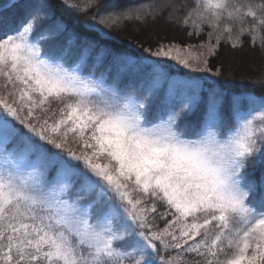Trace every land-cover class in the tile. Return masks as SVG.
Returning <instances> with one entry per match:
<instances>
[{
    "label": "snow or ice",
    "instance_id": "1",
    "mask_svg": "<svg viewBox=\"0 0 264 264\" xmlns=\"http://www.w3.org/2000/svg\"><path fill=\"white\" fill-rule=\"evenodd\" d=\"M63 4L86 14L96 0ZM129 16L83 23L107 36L100 25ZM182 23L210 29L207 43L146 49L144 64L90 36L46 49L68 32L50 5L0 37V264H264V170L249 178L264 165V95L234 96L226 114L221 90L151 59L211 71L222 40L264 50V0H194ZM108 58L115 77L86 72Z\"/></svg>",
    "mask_w": 264,
    "mask_h": 264
},
{
    "label": "trees",
    "instance_id": "2",
    "mask_svg": "<svg viewBox=\"0 0 264 264\" xmlns=\"http://www.w3.org/2000/svg\"><path fill=\"white\" fill-rule=\"evenodd\" d=\"M27 1L29 0H16L7 7L0 9V37L5 33L11 34L30 12L42 5L37 4L38 0H31L32 4H27ZM43 1V5L51 6L53 20L63 21L68 25V32L52 41L50 45L46 46V49L64 46L72 34L78 37L90 36L104 48L144 64L147 62L144 58L148 57L146 49L154 52L160 45L193 46L202 42L205 43L208 40L207 33L210 31L205 27L203 33L196 35L190 27L183 25V16L194 5V0H96L95 6L86 14L66 11L63 0ZM85 2L86 0H69V3L80 5ZM7 3L0 2V7ZM98 9L103 16H107L108 13L120 14L125 10L130 12V16L110 27L107 23L100 25L105 32L109 33L107 36H100L88 29L87 24L83 23V21L90 20ZM137 16L140 18L138 19ZM99 19L98 16L97 20ZM47 27V24L43 26L44 29ZM190 32L193 34L190 35ZM36 35L38 33H33V36ZM242 45V47L233 48L226 39L222 40L216 53L207 57V66L214 72L215 78L213 80L202 79L201 82L206 88L211 85L224 93L225 107L229 106V101L234 96L251 95L259 97L264 95V50L258 45L253 46L248 35L242 37ZM75 49L76 46H73V54L68 57L69 63L75 59ZM110 67V58L105 59L103 65L95 68L92 67L90 61L86 72L93 71L96 75L101 73L107 75V70ZM217 72L218 75H216ZM111 75L113 77L117 75L115 67H111ZM171 77L175 78L176 75ZM119 78L123 84H131L137 89L139 88V77L125 72L120 73ZM138 94H140L139 91ZM54 106L57 109L59 107L58 104L53 103L52 109ZM197 118L196 115H193L187 119L188 121H195ZM250 166L257 168V171L255 170L253 175H250L254 177L253 179L258 178L259 173L264 170V165ZM160 210L163 211V209ZM157 223L160 227L164 226L159 220ZM174 255L175 253L172 252L166 253V256ZM193 259L195 258L187 255L182 258L180 264H189Z\"/></svg>",
    "mask_w": 264,
    "mask_h": 264
},
{
    "label": "rangeland",
    "instance_id": "3",
    "mask_svg": "<svg viewBox=\"0 0 264 264\" xmlns=\"http://www.w3.org/2000/svg\"><path fill=\"white\" fill-rule=\"evenodd\" d=\"M13 1H16V0H1L0 2L2 3H7V4H4L0 7L1 8H4V7H7L9 4H11V2ZM172 1V0H171ZM32 1L29 0L27 1V4H32L31 3ZM37 4L39 5H43L44 4V1L43 0H38L37 1ZM41 5V6H42ZM207 43V42H205ZM213 43H215V38L213 39ZM50 45V43H46L43 47L46 48V46ZM200 44H197V45H193V46H198ZM166 48L168 45H164ZM176 46H179V45H176ZM180 47H184V46H180ZM194 50H197L199 51V49H194ZM151 59H154V60H157V62L160 64V67L162 68V70L164 72H166L168 75L172 76V75H176V79H189L191 77H197L200 79V81L205 80V79H210V80H213V78H215V74L213 71H196V72H193L191 69L189 68H185L183 65L179 64L178 61L176 60H173V59H169V58H155V57H151ZM201 67H203V65H201ZM208 68V66H207ZM209 69V68H208ZM215 85V84H213ZM246 96H251V95H246ZM244 97V96H243ZM255 97H258V96H255ZM246 103V102H245ZM226 104H228L226 102ZM53 109H57L54 108ZM224 110H225V113L229 111V106L228 107H225L224 106ZM231 124V121H229V125ZM257 171V168L256 167H252L251 166L249 167V173L250 175L252 174L253 175V172L254 171ZM261 174V172L259 173ZM251 177V178H250ZM249 178L250 179H253L254 177L250 176ZM75 180V178H74ZM77 186H79L78 182H77ZM257 199H259V193L257 194V197L254 198L253 202H255Z\"/></svg>",
    "mask_w": 264,
    "mask_h": 264
}]
</instances>
